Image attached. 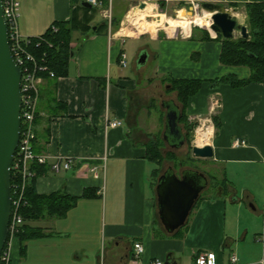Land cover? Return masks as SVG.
<instances>
[{
  "label": "crops",
  "instance_id": "1",
  "mask_svg": "<svg viewBox=\"0 0 264 264\" xmlns=\"http://www.w3.org/2000/svg\"><path fill=\"white\" fill-rule=\"evenodd\" d=\"M176 1L101 0L100 6L88 8L84 0H21L19 30L24 38L41 37L55 23L72 20L80 27L72 33L68 74L43 79L39 86L35 142V152L49 157L46 171L36 179L37 192H60L78 200L64 217L24 222L40 232L25 243L12 242L9 264H196L204 252L214 253L216 264H232V254L237 264H264V84L232 88L214 83L239 71L241 79H248L250 70L222 65L221 42L212 36L204 39L202 31L189 37L113 31L112 19L123 23L126 17L138 32L154 31L156 24L151 29L145 16ZM221 1L238 24L246 19V4L264 3ZM141 2L149 6L136 10ZM178 12L172 25L180 28L176 21L187 18L184 10ZM85 27L89 31L80 33ZM175 27L166 29L174 34ZM127 45L136 52L130 70L129 61L127 67L120 63ZM145 53L147 59L139 66L137 60ZM170 79L204 82L189 103L193 121L216 116L219 102V127L207 125V140L201 137L202 127L197 134L199 145L210 142L224 183L198 202L177 236L157 235L162 230L152 180L156 165L147 157L160 122L164 138L167 105L179 108L173 99L155 105L157 98L162 100L163 86L170 89ZM108 121H121L122 126L110 128ZM236 139L247 145L233 147ZM59 158L75 162L70 170L56 172L51 163ZM135 242L145 250L138 260Z\"/></svg>",
  "mask_w": 264,
  "mask_h": 264
},
{
  "label": "water",
  "instance_id": "2",
  "mask_svg": "<svg viewBox=\"0 0 264 264\" xmlns=\"http://www.w3.org/2000/svg\"><path fill=\"white\" fill-rule=\"evenodd\" d=\"M84 6L92 7L87 2H84ZM146 7L147 3L141 2L136 10H145ZM203 8L212 14L211 31L216 35H221L224 39H234L236 31H239L241 37L249 38L247 26L238 24L225 7L204 3ZM189 10V14L192 15L193 7ZM147 56V53L141 55L137 64L143 65ZM21 77V69L11 52L7 22L0 0V255L9 235L12 202L11 165L21 133ZM167 106L166 131L163 139L165 142L174 139V142L185 143L184 133L179 124L181 110L172 104ZM192 153L197 159H212L214 156L210 145L203 147L195 145ZM207 187L208 178L200 171L187 169L179 176L174 168L170 167L160 175L155 193L159 221L166 234L173 235L186 225L193 208ZM165 264L174 263L168 260Z\"/></svg>",
  "mask_w": 264,
  "mask_h": 264
},
{
  "label": "trees",
  "instance_id": "3",
  "mask_svg": "<svg viewBox=\"0 0 264 264\" xmlns=\"http://www.w3.org/2000/svg\"><path fill=\"white\" fill-rule=\"evenodd\" d=\"M245 9L249 38L244 39L240 36L234 39H224L221 35H218L215 40L221 42L220 63L227 67H246L250 70V76L248 79H241L239 75L231 73L213 81L217 83V85L227 84L232 88H241L251 83L264 84V3H248L245 5ZM155 12L156 6L154 13ZM120 22L121 21L113 18L111 25L113 28H118ZM149 24L151 29L155 28L154 23ZM106 25L108 27V24ZM53 26L56 28V31L53 29ZM79 28L80 27L72 22V20L67 23H55L41 36L44 40L41 42V45L36 46L38 43L37 39H34L32 42V46L29 48L30 51L37 57H41L45 54V64L49 67V70L54 73V78L66 76L68 74V63L73 54V49L71 47L72 33L76 30L78 31ZM81 31L83 34H86L89 29L85 27V29ZM203 35L204 39H212L208 30H205ZM41 76L43 79L50 78L48 73H42ZM169 83L171 89L177 93V101L181 105L179 108L182 116L179 120V124H184L188 130H191L192 126L189 125L190 117L188 115L189 103L190 100L201 91L204 82L198 79H170ZM212 119L215 128H218L220 125L219 116H213ZM164 143L165 141L163 138H157L148 144L147 157L155 164L161 163L163 159L161 147ZM171 155L173 156V154ZM179 163H181V161L178 162V165ZM32 170L35 171L36 175L32 178L26 190L27 205L23 207L21 211L24 221L30 222L50 217L66 216L67 212L76 205L78 198L60 192L40 195L36 189V179L44 174L46 166L35 163L32 165ZM157 177L158 169H155L152 176L154 187H156L158 181ZM13 179L14 177L12 176V183ZM84 196L86 197L88 195L85 194ZM201 199L202 197L199 198L198 202ZM157 223L161 226L162 230L157 231V235L163 234L165 231L162 228L158 215ZM187 225L188 222L183 228L177 231L174 236L182 233ZM39 232L38 229H33L27 224L23 225L18 234V240L20 243H25L28 240L34 239Z\"/></svg>",
  "mask_w": 264,
  "mask_h": 264
},
{
  "label": "built area",
  "instance_id": "4",
  "mask_svg": "<svg viewBox=\"0 0 264 264\" xmlns=\"http://www.w3.org/2000/svg\"><path fill=\"white\" fill-rule=\"evenodd\" d=\"M93 7L101 5V0H84ZM190 4L193 7V14L199 15L201 3L197 0H190ZM3 14L7 22L9 41L11 46L12 55L21 69V96L22 106L20 111L21 116V133L20 140L13 157L11 165V217L9 222V235L8 240L0 255V264L10 263V249L12 242L18 239V234L24 225V218L21 214L23 207L27 205L26 190L35 177L36 173L32 170V165L37 163L40 165H47L49 163V157L46 155H39L35 152V142L37 139L36 133V117L38 113V104L40 99L39 86L43 81L42 73H48L51 78L55 75L49 70V67L45 64V54L41 57H37L32 51L30 46L34 39L38 40L36 46L41 45L44 40L41 37L37 38H24L20 34L19 30V18L21 11V0H2ZM110 18V15H106ZM212 23V22H211ZM197 26V25H193ZM189 35H186L181 28L175 33L174 37H189L192 32V27ZM201 27V26H200ZM211 25L208 28L212 37L216 38L211 30ZM56 31V28L53 26ZM121 66H128V59L125 54L121 55ZM122 126L121 121H108V127L118 128ZM247 145L245 140L236 139L233 142V147L238 148ZM72 158H59L56 162L51 163V167L54 171H67L70 170L74 164ZM95 173V177H98L96 168L91 169ZM12 176L14 177L12 183ZM139 246V247H137ZM134 258L136 260L144 254V246L140 242H135L134 245ZM230 261L232 264H237L238 258L236 254H232ZM264 263V260H262ZM196 264H216V256L212 252H204L197 255L195 259ZM154 264H163L160 261H156Z\"/></svg>",
  "mask_w": 264,
  "mask_h": 264
},
{
  "label": "rangeland",
  "instance_id": "5",
  "mask_svg": "<svg viewBox=\"0 0 264 264\" xmlns=\"http://www.w3.org/2000/svg\"><path fill=\"white\" fill-rule=\"evenodd\" d=\"M201 3V7L200 10L198 11L199 15L204 16L205 12H207L204 8H203V4L204 3H214V4H218L221 5L223 7H225L228 11H230V13L232 12L230 10V8L228 7L227 4H224L221 0H197ZM192 5L190 4V0H177L176 2H173V4L170 5V7H168L167 9H165L164 6H161L160 8H157V12L155 15H146V19L149 22H152L154 24H156V29L154 31H148V32H138L135 28V26L133 24H130L128 22H126V18L124 19L123 23L120 22V25L118 28H113V31H119L122 30L123 28H128L129 30V36H137L139 34L143 35V34H154V33H166L169 34L170 36H173L174 34H172L170 31H168L166 28L169 26V24L171 25V27H175L172 25V22L176 19V17L178 16L180 10H184L185 14L187 13L188 16L192 17L195 16V14L191 15L189 14V8ZM242 12H246V9L244 11V9L242 10ZM131 15L128 14L127 16ZM242 18V17H241ZM241 25H247L246 23V19L243 17L241 20ZM193 26V25H192ZM179 27H175V29H177ZM209 27H200V26H193L192 27V32L194 29L195 33H198L200 31H202V33H204L205 30H209ZM82 33V31L80 32ZM83 34V33H82ZM240 32L236 31L235 33V38H239ZM181 37V36H178ZM77 45L80 43L78 40L74 41ZM79 42V43H78ZM82 42V41H81ZM133 48H131L130 46H126V53H127V57H128V61H129V68L128 70H130L132 68V66L134 65L135 62V58H136V52H134L135 50H132ZM248 69V68H247ZM235 73V72H234ZM238 73V72H237ZM240 76H242L241 74H243V72L239 71L238 73ZM218 77H220V75H218ZM167 85L170 86L169 81L166 83ZM166 90V85L163 86L162 88V97L160 100V97L156 99L155 105H157L158 107H160V104L162 103L163 100H168V99H173L176 101V103L181 107V105L178 103L177 101V93L175 91H173L171 89H168V91ZM166 93H165V92ZM167 94L165 97L163 94ZM160 100V101H159ZM215 103L218 102L217 100H214ZM219 110V102L217 103L215 110H214V115H217ZM210 118L212 117H203V119L199 120H192L189 119V125L192 126L191 130H188L186 125L184 126V124H180V126L183 128V132L186 136V143L185 146L183 148H172L169 147L166 143H164V145L161 147V152H162V156L163 159L161 160V163H156L155 167L156 169H158V178L160 177V175L164 174L165 171H167L170 167H173L176 174L181 176L182 172L184 170H196V171H200L202 173L205 174V176L208 177L209 179V186L208 188L203 191V193L201 194V197H206V196H211L214 195V193H217L216 190H219L220 187L223 186V172L221 171V167L220 165L214 163L212 161V159H197L193 156L192 153V148L195 145H198L200 147H203L205 145L201 144L199 145V137L197 134V130L200 127H204V125H211L214 124L213 119L210 120ZM163 124L162 122H160V126H158V129L154 130V134L156 136H154V140L157 138H163L162 134H163ZM158 131V133H157ZM158 134V135H157ZM210 145V142L207 144ZM173 154V156L171 155ZM178 165V162H180ZM237 181L242 182L243 178L241 177L240 179H238Z\"/></svg>",
  "mask_w": 264,
  "mask_h": 264
},
{
  "label": "bare ground",
  "instance_id": "6",
  "mask_svg": "<svg viewBox=\"0 0 264 264\" xmlns=\"http://www.w3.org/2000/svg\"><path fill=\"white\" fill-rule=\"evenodd\" d=\"M148 6L149 4L147 5V7ZM204 14H205L204 16L195 15V16L189 17L188 14L186 13L184 17L187 19L184 21L178 20L176 21V23L181 26L180 28L183 30V32L186 33V35H189L192 25L210 27L211 22H212L211 20L212 14L209 12H205ZM207 127H208L207 125H204V127H202V129L200 130L201 137L205 138L206 140L208 139V133H209V132L208 133L206 132L208 129Z\"/></svg>",
  "mask_w": 264,
  "mask_h": 264
},
{
  "label": "flooded vegetation",
  "instance_id": "7",
  "mask_svg": "<svg viewBox=\"0 0 264 264\" xmlns=\"http://www.w3.org/2000/svg\"><path fill=\"white\" fill-rule=\"evenodd\" d=\"M184 141H185V143H186V136H185V134H184ZM175 140L173 139V141H172V139H171V141L170 140H168V141H166L165 143L169 146V147H176V148H183L184 146H185V143L183 142L182 144H181V142L180 141H178V142H174ZM182 175V174H181Z\"/></svg>",
  "mask_w": 264,
  "mask_h": 264
},
{
  "label": "clouds",
  "instance_id": "8",
  "mask_svg": "<svg viewBox=\"0 0 264 264\" xmlns=\"http://www.w3.org/2000/svg\"><path fill=\"white\" fill-rule=\"evenodd\" d=\"M137 247H139V246H137Z\"/></svg>",
  "mask_w": 264,
  "mask_h": 264
}]
</instances>
